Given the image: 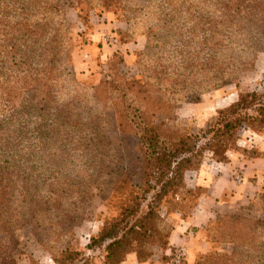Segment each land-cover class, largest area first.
<instances>
[{
	"label": "rangeland",
	"instance_id": "rangeland-1",
	"mask_svg": "<svg viewBox=\"0 0 264 264\" xmlns=\"http://www.w3.org/2000/svg\"><path fill=\"white\" fill-rule=\"evenodd\" d=\"M137 1L139 7L132 5L127 15L103 7L79 14V9L65 6L69 33L64 36V51L53 61L59 78L48 83L50 88L44 94L31 83L23 95L25 106L22 96L19 97L22 111L13 128L17 131L13 154L14 172L19 175L16 188L21 190V181L26 180L32 195L45 201L54 192L61 197L57 206L45 205L43 213L33 209L21 212L25 219L16 234L25 255L19 264H105L106 247L111 240L101 245L94 243L92 247L89 244L93 237L105 234L107 225L123 219L127 196L131 194L133 201L129 205L132 215L126 211L127 220L143 219L149 213L160 189L156 180L149 179L156 189L147 195L136 187L121 185L114 189L119 180L131 177V173L135 177L130 184H138L143 177L136 160L141 150L134 131L139 122L136 108L148 112L157 125L182 135L198 136L199 146L210 139L206 132L220 112L237 103L241 95L264 93V53L257 54L250 65L243 67L249 56L237 47L222 46L216 51L225 71L220 77L223 85L208 88L211 78L205 67L210 48H189L184 53L192 58L191 63L200 64L196 75L189 69L185 82L163 81L161 87H154V97L147 91L135 98L139 89L132 87V83L139 86L148 76L160 73L181 74V57L172 40L153 49L147 58L142 57L149 48L148 28L157 24V17L140 7L149 0ZM213 4L209 3L208 8ZM128 18L135 21L129 22ZM227 30L226 36L230 33ZM159 32L165 35L164 31ZM230 72L232 76L227 75ZM148 80L156 82L155 78ZM108 81L113 84L104 86ZM115 104H123L117 112ZM115 122L117 126L123 122L124 128L116 129ZM244 128L239 133V148L228 153V160L219 162L212 152H207L200 169L186 174L185 181L191 190L199 187L195 175L202 170L218 175L222 173L219 164H229L233 156L244 163L257 159L253 153L264 155V132ZM129 166L133 172H127ZM242 168L239 165L238 174L233 175L238 183L243 182L244 174L239 171L245 172ZM248 183L256 187L254 193H237L234 198L226 195L217 200V216L208 224L209 231H202L208 245L197 251L193 264H215V253L224 255L220 264H264V173L261 177L248 175ZM88 190L89 197L82 202V192ZM159 205V213L176 226L180 217L166 214V208H172L165 200L156 207ZM79 206L84 215L77 223L82 216L78 214ZM38 225L44 233L40 237L44 245L33 236ZM62 228H67V232L61 233ZM214 236L216 239L211 238ZM259 236L262 250L257 252L253 240L260 239ZM165 249L155 248L154 253Z\"/></svg>",
	"mask_w": 264,
	"mask_h": 264
},
{
	"label": "trees",
	"instance_id": "trees-1",
	"mask_svg": "<svg viewBox=\"0 0 264 264\" xmlns=\"http://www.w3.org/2000/svg\"><path fill=\"white\" fill-rule=\"evenodd\" d=\"M137 2V0H0V264H19L25 255L23 244L16 234L22 229L21 222L25 219L21 212H33V209L43 213L45 205L57 206L61 200L60 195L55 192L46 201L39 195H32L26 180L21 181V190L16 188V177L19 175L14 172L13 154L17 131L13 128L17 114L22 111L19 97L23 98L31 83L37 87L34 88L36 91L44 94L50 88L48 83L59 78L53 61L58 53L64 51V36L69 33L65 6L79 9V14L103 7L115 8L116 11L120 10L122 14L127 15L132 11V5L134 7L138 5ZM209 3L214 4L208 8ZM140 7L157 17V24L148 28L149 48L142 57L147 58L153 49L172 40L173 48L181 57L179 68L181 74L160 73L148 76L139 86L132 83V87L139 89L135 98L147 91L154 97V87H161L163 81L174 84L185 82L184 79L189 76V69L190 73L196 75V69L200 66L199 61L191 63L192 58L184 53L185 49L210 48L211 54L206 59L205 67L211 78L208 88L223 85V78L220 77L225 71H222V63L218 61L216 48L222 46L239 48L243 54L249 56L244 60L243 67L251 64L253 60L251 58L264 53V0H149ZM128 20L135 21L131 18ZM225 29L230 32L227 36L224 35ZM157 31H164L168 39L162 32ZM34 60H38V63H33ZM227 75L233 74L230 72ZM152 78L156 79L155 84L148 80ZM108 84L113 82L108 81L103 85ZM262 98L264 93L241 95L237 103L219 113V117L206 132L210 139L199 146L198 136L182 135L179 131L157 125L148 112H141L136 108L139 122L135 123L134 131L139 136L141 146L136 160L140 164L143 177L138 184L133 185L130 183L135 176L131 173V177L119 180L114 189L121 185L136 187L147 195L156 189L149 184L150 178L156 180L160 189L156 192L153 204L150 205L151 209L145 218L127 220L126 211H129V205L133 203L130 194L127 196L126 206L123 207V219L107 225L105 234L91 239L89 247L94 243L101 245L107 239L111 240L106 247L105 264H122L130 254H135L140 262H146L154 256L155 248L165 249L169 246L175 225L165 220L166 215L162 216L159 213L160 205L158 207L156 205L165 200L172 208V210L166 208V214H176L181 219H186L194 213L204 189L198 187L194 191L191 190L185 181L186 174L200 169L207 152H212L219 162L228 160V153L239 148L237 146L239 133L245 129L244 127L256 133H263ZM23 104L24 106L26 104L24 98ZM122 105L115 104L114 112ZM158 105H161L160 101ZM114 124L118 130L124 128L123 122L118 126L117 122ZM259 156L264 155L253 153V158H260ZM128 168L127 172H133L130 166ZM89 193L90 190L82 192V202L86 201ZM82 210L83 207L79 206V215H82ZM128 213L132 215L131 211ZM83 215L78 218L77 223L82 221ZM208 224L204 226L203 232L209 231ZM67 230L62 228L61 233ZM33 236L39 244L44 245L40 239L44 236L40 225L35 227ZM211 238L216 239L215 236ZM259 238L253 240L257 252L262 250V237ZM215 257L214 261L217 262L215 264H220L224 255L215 253Z\"/></svg>",
	"mask_w": 264,
	"mask_h": 264
},
{
	"label": "crops",
	"instance_id": "crops-1",
	"mask_svg": "<svg viewBox=\"0 0 264 264\" xmlns=\"http://www.w3.org/2000/svg\"><path fill=\"white\" fill-rule=\"evenodd\" d=\"M262 149H264V144L262 145ZM232 158V162L229 164H219V169L220 167L222 168V173L218 175L207 173L205 170L198 172L197 176L194 174L197 186L203 188L205 193L199 199V204L190 217L178 219L175 229L171 234L167 249L158 251L146 262H140L135 254H130L122 264H173L171 257L168 255L169 249L180 246H186L189 250L188 258L184 264H193L197 251L203 249V247L206 248L208 245L203 239L202 230L213 217L217 216L216 209L219 204L217 200L226 195L230 198H234L233 196H237V193H254L256 187H254V185H249L248 175H257L261 177L262 173H264L263 158L248 161H244L243 159L242 161H244L245 164L241 163L237 157L233 156ZM239 165L243 167L242 169H245V172L238 169L244 174L242 183H238L233 177V175L238 174L237 167H239ZM227 203L230 204L231 202ZM210 207H212V209H210Z\"/></svg>",
	"mask_w": 264,
	"mask_h": 264
},
{
	"label": "built area",
	"instance_id": "built-area-1",
	"mask_svg": "<svg viewBox=\"0 0 264 264\" xmlns=\"http://www.w3.org/2000/svg\"><path fill=\"white\" fill-rule=\"evenodd\" d=\"M237 178H240L238 176ZM173 264H184L188 258L189 250L186 246L176 247L174 249H169V254Z\"/></svg>",
	"mask_w": 264,
	"mask_h": 264
}]
</instances>
